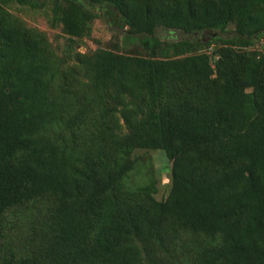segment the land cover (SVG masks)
Listing matches in <instances>:
<instances>
[{
  "label": "trees",
  "instance_id": "16d2710c",
  "mask_svg": "<svg viewBox=\"0 0 264 264\" xmlns=\"http://www.w3.org/2000/svg\"><path fill=\"white\" fill-rule=\"evenodd\" d=\"M99 18L149 54L76 51ZM263 39L264 0H0V264H264Z\"/></svg>",
  "mask_w": 264,
  "mask_h": 264
},
{
  "label": "rangeland",
  "instance_id": "374dc122",
  "mask_svg": "<svg viewBox=\"0 0 264 264\" xmlns=\"http://www.w3.org/2000/svg\"><path fill=\"white\" fill-rule=\"evenodd\" d=\"M9 9L13 14L25 20L29 27L44 32L60 56L65 53L67 38L62 26L53 27L45 11L32 10L18 4L11 5ZM157 36L165 42L173 40V36L175 38L176 34L160 29ZM140 41V39L128 38L122 32L112 30L105 18H99L93 22L92 35L79 40L75 49L83 53H92L100 48H108L126 54L148 55L149 51L144 48ZM255 48L263 50L264 39ZM135 156L137 166L131 174V183L145 184L153 174L158 180L156 197L159 200L165 199L170 188L171 161L165 156L164 152L154 150H137Z\"/></svg>",
  "mask_w": 264,
  "mask_h": 264
}]
</instances>
